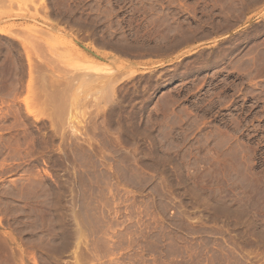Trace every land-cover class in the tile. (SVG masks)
<instances>
[{"label": "rangeland", "instance_id": "rangeland-1", "mask_svg": "<svg viewBox=\"0 0 264 264\" xmlns=\"http://www.w3.org/2000/svg\"><path fill=\"white\" fill-rule=\"evenodd\" d=\"M0 264H264V0H0Z\"/></svg>", "mask_w": 264, "mask_h": 264}]
</instances>
